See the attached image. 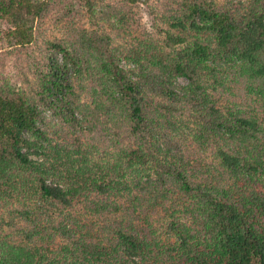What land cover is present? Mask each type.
<instances>
[{
  "label": "trees",
  "instance_id": "1",
  "mask_svg": "<svg viewBox=\"0 0 264 264\" xmlns=\"http://www.w3.org/2000/svg\"><path fill=\"white\" fill-rule=\"evenodd\" d=\"M56 2L0 0V40L31 44ZM139 2L70 0V39H46L38 97L0 80V206L71 211L24 239L0 234V264H264V119L253 106L264 101V0L242 11L169 0L162 46L143 38ZM85 13L102 29L77 21ZM201 72L221 91L199 84ZM178 77L190 84L176 87ZM41 105L59 115L67 145L38 125ZM190 109L193 138L182 130ZM99 133L119 151L94 170L84 149ZM211 147L209 162L200 153Z\"/></svg>",
  "mask_w": 264,
  "mask_h": 264
},
{
  "label": "rangeland",
  "instance_id": "2",
  "mask_svg": "<svg viewBox=\"0 0 264 264\" xmlns=\"http://www.w3.org/2000/svg\"><path fill=\"white\" fill-rule=\"evenodd\" d=\"M51 6L50 12L44 17L36 21L39 32H36V39L31 44L25 46H10L6 41L0 40V80L9 82L13 87L19 89L25 93L28 97H38V92L40 91V80L39 77L42 71L45 70V60L48 54V48L46 49L45 41L46 39H61L69 40V31L67 26L72 16L67 6L70 0H56ZM197 2H204L210 4L211 7L224 9V10H235L237 7L240 10H244L245 7L249 5L250 0H190ZM169 0H140L137 8V17L139 22L143 25V38L152 36L159 45H164L167 37L168 28V16L162 15V9L165 8L164 4L168 3ZM140 13V14H139ZM78 19L81 24L86 25L88 30H101V22L98 25L94 22H87L86 16ZM67 18V19H66ZM82 21V22H81ZM87 22V23H86ZM6 27L5 21H0V31ZM145 28V29H144ZM185 32V31H184ZM105 33H111L114 38L112 47H117L121 49V44H124V34L120 30L113 31L107 28ZM183 34V31L181 32ZM186 35L190 36V32H185ZM192 40V38H190ZM30 51V53H29ZM33 52V57L31 56ZM53 55L60 61L64 62V57L62 53L54 52ZM121 65L126 69H133L136 64L132 61H128L125 57L121 59ZM211 73L201 74L198 76L199 84L207 88L208 91L214 92L215 89L221 91L219 83H215L211 77ZM220 76V75H219ZM230 77V75H229ZM134 79H136L134 77ZM91 83V82H90ZM190 84V80L187 77H178L175 81V86L181 88L182 86H187ZM234 88V87H233ZM240 91L237 89V94ZM245 97V96H244ZM255 98V97H254ZM158 99H160L158 97ZM254 101V100H253ZM159 107V104H155ZM258 109L259 115L264 119V101L255 100L253 103ZM41 119L38 121V125L47 131L50 140L54 144L67 145L65 143L71 142V138L64 136L63 131L66 128L61 122L58 114L52 109L45 105H41ZM195 111L190 109L186 114V120L189 122V126L183 124L182 130L190 138L194 136V127L197 125L198 120L194 117ZM81 117V115H79ZM105 127L103 123L100 122L101 128ZM99 134H95L94 142L91 147H86L84 152H87L92 160L93 169L95 170L98 164H102L107 160H114V156L118 155L119 147L116 146L117 139L114 134L110 135L108 140H102ZM128 139L124 142L129 144ZM72 148V144L69 145ZM193 149H196L195 143L192 144ZM192 149V148H191ZM197 150L198 147H197ZM214 148L211 147L207 151L200 153L209 162L214 160ZM34 159H39L43 161V158L34 156ZM51 182V181H49ZM4 207V206H3ZM73 211V210H72ZM71 211L63 210L59 206H45L38 207L35 205L22 206L21 204H16L14 207H4L0 206V234L2 235H13L16 238L24 239L25 233L29 230L34 229L35 225H42L44 223L49 224L50 222L58 223L64 219ZM86 218H90V215H85ZM124 217V215H123ZM94 222H100L103 225L109 226L108 217L93 218ZM42 223V224H41Z\"/></svg>",
  "mask_w": 264,
  "mask_h": 264
}]
</instances>
